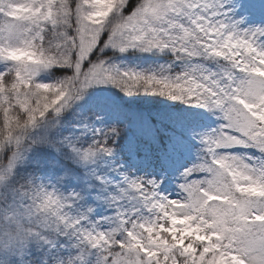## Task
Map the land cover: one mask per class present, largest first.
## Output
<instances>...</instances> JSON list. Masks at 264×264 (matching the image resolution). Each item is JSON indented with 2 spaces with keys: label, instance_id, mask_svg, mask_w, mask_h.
<instances>
[{
  "label": "rangeland",
  "instance_id": "374dc122",
  "mask_svg": "<svg viewBox=\"0 0 264 264\" xmlns=\"http://www.w3.org/2000/svg\"><path fill=\"white\" fill-rule=\"evenodd\" d=\"M129 1L0 0V108L17 112L19 141L0 169V264L33 253L162 264L174 251L189 264H264V0ZM137 89L143 104L125 122L142 140L129 138L126 164L84 148L75 168L1 195L27 134L67 118L96 146L119 117L117 94ZM147 145L172 178L145 171L136 149Z\"/></svg>",
  "mask_w": 264,
  "mask_h": 264
},
{
  "label": "trees",
  "instance_id": "16d2710c",
  "mask_svg": "<svg viewBox=\"0 0 264 264\" xmlns=\"http://www.w3.org/2000/svg\"><path fill=\"white\" fill-rule=\"evenodd\" d=\"M135 4L136 0H130L128 6L131 9ZM140 95V89L130 93V97H128L129 95L122 97L121 94H117L116 102L118 103L116 106L120 107V111H118L119 117L115 118L113 124L109 127L107 136L97 139L96 146H87L82 141H87L88 139H83L82 136H79V133L72 134L70 132V123H68L69 120L67 118H52L49 120L47 127L44 130L35 131L32 135L27 134L26 138L23 139V145L25 146L26 151V160L12 172V176L8 180V188L2 189L1 195L3 197H8L11 200L13 194L19 196L22 195L23 192L28 191L37 176L57 174L58 172L66 171V169L75 168L78 158L76 152L83 153L84 151L82 149L84 148L86 149L92 147L96 149H103L105 152L108 151L112 156H114L115 161H121L122 158L126 164L134 153L133 149H127L130 145L127 141L132 135H135L134 140L137 136L134 134V131L132 132L130 130L131 128L129 129L131 124L125 122V112L128 110L135 112L137 107H141V103L143 104V101L140 100ZM13 113L15 114L9 118V116ZM16 117L17 112H9L6 114L4 110L0 108V169L7 166L12 155L18 149L17 144L19 141L16 140V136L9 125V121ZM82 117H86V115H82ZM76 120L77 123L74 122L75 125L71 123L73 124V127H79V125H81L82 120L79 118ZM14 126H17V124H14ZM44 132H48V134H44ZM141 140L142 137L138 136L137 140L133 142H135V145L138 146ZM76 146L81 149H77ZM119 147L121 150L114 152V149ZM152 148V145H147L144 153L139 152V149L135 148L137 155L139 156V160H142L141 165L145 171H147L153 164L155 172L165 175L166 177L168 176L169 179L172 178L174 172L172 167H161L160 169H157L160 164V160H158L160 155L155 153V150L152 151ZM162 150H164V148H162ZM102 161L103 162L101 164L107 168L109 166L107 159H102ZM198 176L199 174H197V178H200ZM19 228L25 233H28L31 229L25 225H21ZM37 232L42 233L45 236L44 229ZM45 237L49 240L53 239L52 233L47 232V236ZM85 238L89 237L86 236ZM47 254L48 253L46 251H43L42 256L46 257ZM157 259L158 261H162V264H189V259H187L185 254L180 251L160 253L157 255ZM21 260L22 257H20L18 261ZM49 261V259L40 261L39 258L37 259L35 253H33L24 264H43ZM68 261L74 263L71 256L68 257Z\"/></svg>",
  "mask_w": 264,
  "mask_h": 264
}]
</instances>
